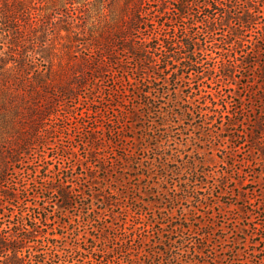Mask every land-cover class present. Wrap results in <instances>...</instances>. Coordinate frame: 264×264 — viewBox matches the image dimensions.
<instances>
[{
    "label": "rangeland",
    "instance_id": "374dc122",
    "mask_svg": "<svg viewBox=\"0 0 264 264\" xmlns=\"http://www.w3.org/2000/svg\"><path fill=\"white\" fill-rule=\"evenodd\" d=\"M162 1L172 7L169 24L180 29L186 21L173 7L186 1L190 14L206 8L195 28L204 75L168 85L160 73L148 84L134 69L137 59L120 52L131 75L120 106L112 101L109 113L96 114L100 96L112 92L105 73L97 102L84 92L60 97L38 142L15 162L5 153L0 159V192L14 195L0 197L2 234L8 227L27 233L26 219L36 230L23 252L39 264H264V156L253 140L258 133L264 146V4L257 28L232 39L230 27L240 23L230 19L228 27L223 15H240L245 0L228 7V0ZM208 1L219 14L209 35ZM91 133L96 139L87 143Z\"/></svg>",
    "mask_w": 264,
    "mask_h": 264
},
{
    "label": "trees",
    "instance_id": "16d2710c",
    "mask_svg": "<svg viewBox=\"0 0 264 264\" xmlns=\"http://www.w3.org/2000/svg\"><path fill=\"white\" fill-rule=\"evenodd\" d=\"M147 1L156 2L157 9L141 8ZM258 2L264 4V0H245L238 16L225 12L223 24L229 27L230 19L240 23L230 27L232 39H246L245 32L257 28L255 25L262 13ZM207 4L209 21L204 34L209 35L216 31L219 14L212 13L217 10L215 5L209 1ZM222 5L230 6L229 0ZM171 8L162 0H0V34L3 36L0 39V159L5 153L15 162L18 154L38 142L37 136L45 129L51 108L60 97L79 99L84 92L85 99L97 102L94 90L104 81L105 73L112 74V92L100 96L98 102L102 107L96 114L109 113L112 101L120 106L118 100L125 97L124 82L131 77L130 69L119 59L120 52H125L127 59L131 56L137 59L134 69L143 74L140 80L148 84H153L152 79L156 82L161 79L160 73L168 75V85L191 79L190 76L198 79L204 75V59H199L198 55L205 47L198 42L195 28L202 23L199 17L206 8L199 7L195 14H190L186 1L173 7L175 18L186 21L182 29L169 24L174 22L173 18L166 17L171 15ZM151 14L152 19L148 18ZM261 29L264 32V25ZM260 38L264 39V33ZM171 39L178 41L173 43ZM114 66L127 74L118 75ZM261 77L264 78V70ZM152 92L155 94L154 91H143V94L151 96ZM145 105L151 103L145 102ZM260 126L257 123L256 128ZM94 139L96 136L91 133L87 143ZM253 140L264 156V146L257 144L258 133ZM0 173H3L1 168ZM51 188L69 205L67 193L59 186ZM0 197L8 201L14 195L2 191ZM39 222L42 223L41 218ZM24 224L28 232L21 236L18 235L21 229L16 233L13 227H8L9 231L2 234L3 228H0V250L9 254L0 264L43 262L37 261L34 253L24 254L25 244L33 240L32 232L36 230L26 219ZM42 252L48 255L47 251Z\"/></svg>",
    "mask_w": 264,
    "mask_h": 264
}]
</instances>
